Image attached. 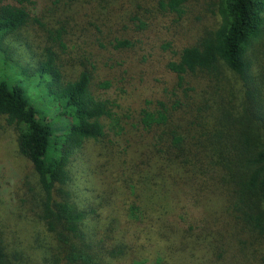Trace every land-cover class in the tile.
<instances>
[{"label":"trees","instance_id":"obj_1","mask_svg":"<svg viewBox=\"0 0 264 264\" xmlns=\"http://www.w3.org/2000/svg\"><path fill=\"white\" fill-rule=\"evenodd\" d=\"M45 1L0 0V64L10 63L5 39L29 25L50 41L33 70H22L14 80L0 78V123L12 128L34 177L27 187L32 205L27 220L14 215L0 223V264H40L29 250L41 264H102L95 248L99 241L82 231L86 214L70 187L72 156L88 141L108 147L98 154L106 180L98 175L93 196L102 205L123 202L125 196L132 199L131 213L156 211L152 169L159 159L172 176L173 194L200 210L191 226L179 229L189 252L210 264H264V0H203L218 22L197 40L187 0H159L148 18L133 19L134 36L83 48L64 40L63 26L48 29L42 23ZM166 16L173 17L181 41L177 48L162 46L170 54L166 71L175 80L171 94L138 109L125 107L118 84L144 58L148 20L157 23ZM58 50H71L70 61L81 68L75 79L63 80ZM197 75L208 78L201 89L210 88L208 94L185 86ZM228 76L239 81L241 95H234L232 81L225 87ZM28 81L42 88L49 109L67 120L59 134L34 107ZM189 92L197 96L191 99ZM151 216L160 224L172 219ZM31 235L26 248L17 240Z\"/></svg>","mask_w":264,"mask_h":264},{"label":"rangeland","instance_id":"obj_2","mask_svg":"<svg viewBox=\"0 0 264 264\" xmlns=\"http://www.w3.org/2000/svg\"><path fill=\"white\" fill-rule=\"evenodd\" d=\"M158 1L76 0L70 3L64 0L55 4L53 0H46L40 20L48 29L63 26L67 31L64 40L83 48L93 46L98 40L110 41L115 37L134 36L133 19L142 16L148 18ZM205 4L206 1L203 0H187L186 2L188 20L193 23L192 37L195 40L204 31L213 29L218 22V17L210 12ZM164 18L163 21L160 18L157 23L152 18L148 20L149 42L144 58L135 63L124 81L118 84L121 102L125 107L138 109L147 100L165 99L166 95L171 94L175 80L166 71L165 64L170 54L162 46L170 43L173 48H177L181 41L176 36V24L173 23V17ZM47 37V34L38 26L29 25L21 29L18 36L6 38L4 47L8 48L10 63L0 64V78L8 77L14 80V77H22V70H33L41 60L43 48L50 46ZM58 53L61 54L58 64L63 80L75 79L81 68L70 61L71 50L66 54L60 51ZM228 77L222 81L225 87L228 89L227 81L230 80L234 95H241L239 81L232 76ZM207 81L206 75H197V78L193 77L189 80V85L185 84V86H196L201 91ZM28 82L27 92L34 107L40 114L46 116V121L59 134L67 127V120L59 117L56 110L49 109L46 103L48 98L43 94L42 88L39 89L33 82ZM215 85L221 86L222 83L217 82ZM209 89L201 92L208 94ZM195 94L196 92L194 94L189 92L188 97L193 99L197 96ZM179 96L181 97L180 93ZM199 97L205 96L199 94ZM231 99L234 100L233 97ZM113 151L119 155V150L113 149ZM103 152L107 153L108 147L102 141L86 142L72 156L70 171L72 199L77 208L86 214L81 226L82 231L86 236H93L96 241H99V246L95 248H97L96 253L101 256L100 262L102 264H210L205 260L201 261L196 253H190L180 240L179 229L191 226L190 221L199 217L200 210L191 202L179 199L169 189L172 176L168 170L164 173L159 164L161 160L158 159L156 164L153 162L155 164L152 169L153 184L159 198L156 206H153L158 209L153 213L148 212L143 215V210L148 209H143L142 212L135 210L131 213L129 207L132 205V199L125 196L121 197L123 202L109 201L105 205L94 199L98 175H101L104 182L107 176L105 161L98 155ZM100 160L103 163H99ZM33 180L29 164L18 152L15 133L12 128H6L0 123V223L7 220L11 222L9 217L14 215L27 220L25 214L29 215V208L32 206L29 203L30 195L27 187ZM20 203H22L21 211ZM181 207L183 209L179 211ZM92 210L97 213V216L92 213ZM157 211L160 213H156ZM162 213L172 219L163 224L151 220V214L155 216L153 218H156ZM35 227L37 230L40 229L37 225ZM31 237L32 235L28 239L20 237L17 240L26 248ZM31 247L34 249L35 246ZM28 254L35 262L42 263V258L36 256L34 251L29 250Z\"/></svg>","mask_w":264,"mask_h":264}]
</instances>
